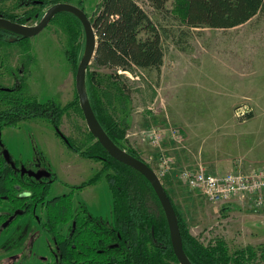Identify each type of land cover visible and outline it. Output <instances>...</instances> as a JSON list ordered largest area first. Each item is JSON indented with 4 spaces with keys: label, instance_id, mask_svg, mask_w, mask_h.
<instances>
[{
    "label": "rangeland",
    "instance_id": "374dc122",
    "mask_svg": "<svg viewBox=\"0 0 264 264\" xmlns=\"http://www.w3.org/2000/svg\"><path fill=\"white\" fill-rule=\"evenodd\" d=\"M99 1L84 0L88 17L93 16ZM136 1L161 35L164 58L159 69L136 68L133 73L120 74L117 87L121 90L123 85L124 93L114 99L110 112L127 125L126 139L121 143L135 149L156 170L192 235L204 244L220 238L229 253L251 245L257 252L252 264H264V208L253 209L234 200L212 203L179 178L181 170L199 164L216 174L238 169L241 161L242 171L251 170L248 164L255 162V167L264 168V10L229 29L187 28L168 14L154 12L145 0ZM167 5L170 7L171 1ZM25 9L15 0H0V10L5 13L19 14ZM29 46L28 52L24 42L12 44L8 53L3 51L0 84L12 86L25 57L32 95L40 101L53 99L61 106L73 100L76 69L66 53L71 47L64 26L50 21L29 38ZM89 66L100 74L103 86L110 85L112 70L94 65L93 60ZM154 126H175L182 137L176 141L168 136L158 146H150L142 131ZM60 128L81 148L91 141L85 119L72 108L63 114ZM53 130L44 118L2 130V140L14 158L23 162L33 158L36 144L50 161L60 181L52 184L49 196L87 180L101 165L68 149ZM160 155L171 161L170 172L163 176L159 174ZM106 189L104 182H98L83 188L80 196L93 215L112 219ZM79 199L73 192L74 206ZM36 213L43 218L39 209ZM65 230L66 225L61 226L60 231ZM55 255L53 240L29 214H22L0 232V264H34L45 258L54 260Z\"/></svg>",
    "mask_w": 264,
    "mask_h": 264
},
{
    "label": "trees",
    "instance_id": "16d2710c",
    "mask_svg": "<svg viewBox=\"0 0 264 264\" xmlns=\"http://www.w3.org/2000/svg\"><path fill=\"white\" fill-rule=\"evenodd\" d=\"M145 1L154 12L168 14L187 28L229 29L248 22L264 10V0ZM169 1L170 7L167 5ZM15 2L17 6L28 9L18 15H8L0 10L4 14L0 15L20 23H26L28 19H34L37 23L50 6L59 2L73 3L84 10V0ZM89 19L97 36L93 63L113 71L108 78L110 85L103 86L99 80L100 74L90 70V66L87 67L85 83L91 108L114 143L143 160L135 149L121 143V140L126 139L127 125L124 120L115 119L110 108L114 99H119V95L122 98L124 93L123 85L121 90L117 87L121 73H133L136 68L159 69L164 57L161 35L148 13L136 0H100ZM50 21L60 22L67 31L71 50L66 53L76 69L84 47L80 21L67 11L56 13ZM12 35L18 37L19 43H25L24 51L28 52V37L15 35L0 27V58L4 56L5 46L13 42ZM26 59L28 58H23L22 71H19L12 86L0 84V204L7 200L14 209H24L27 207L23 201L31 199L32 205L27 211L33 217L34 207L42 209L44 219L40 223L55 244L57 258L34 264H179L172 250L163 209L151 184L141 173L109 155L89 131L87 135L91 141L84 149L76 146L68 136L64 137L59 130L63 112L72 108L83 117L77 93L64 106L53 99L40 101L29 91ZM249 115L251 114L247 116ZM34 117L47 120L54 127L55 135L67 140L68 148L79 152L83 157L100 161L102 166L84 183L79 186L65 184L68 191L49 198L48 183L43 187L41 183L22 175L21 170H12L2 154L5 147L1 137L2 130ZM52 180H58L55 173ZM99 181H104L111 200L112 221L109 223L89 213L85 204H79L76 209L73 203V192L85 184ZM165 191L178 218L182 247L192 264L253 263L257 252L251 245L229 253L226 243L220 238L204 244L192 235L185 219L166 189ZM25 192L29 194L27 198L22 196ZM19 217L21 216L17 218ZM63 225H66L65 232L60 231ZM261 255L264 257V248L261 249Z\"/></svg>",
    "mask_w": 264,
    "mask_h": 264
},
{
    "label": "water",
    "instance_id": "95a60500",
    "mask_svg": "<svg viewBox=\"0 0 264 264\" xmlns=\"http://www.w3.org/2000/svg\"><path fill=\"white\" fill-rule=\"evenodd\" d=\"M60 11H67L75 15L80 21L83 28L84 47L81 58L77 64L75 71V89L77 93L79 107L82 111L88 131L98 140V142L109 153V155H111L117 161L132 167L148 180L163 209L167 221L172 250L178 260V263L192 264L182 247V238L180 234L178 218L175 213L172 202L170 201L160 178L145 161L132 156L125 149L119 147L114 143V141L102 128L101 124L97 120L91 108L86 93L85 80L87 67L94 59V55L96 52L97 36L92 26V23L85 11L72 3L59 2L50 6L44 12L40 20L33 25L21 24L0 16V27L8 29L23 37H32L39 33L49 23L51 18ZM64 140L67 142L66 139ZM2 153L5 159H9L10 155L7 149H3ZM30 174H33L36 177H40L42 175L49 176V174H46L44 171H38L36 173L31 172ZM22 212V210H16L15 213L2 224V226L4 227L9 224L13 216H16L17 214H22Z\"/></svg>",
    "mask_w": 264,
    "mask_h": 264
},
{
    "label": "built area",
    "instance_id": "2783aa9c",
    "mask_svg": "<svg viewBox=\"0 0 264 264\" xmlns=\"http://www.w3.org/2000/svg\"><path fill=\"white\" fill-rule=\"evenodd\" d=\"M142 135L150 146H158L168 136L176 141L182 137L179 129L175 126L167 129H161L158 126L149 127L142 131ZM158 161L160 176L167 175L171 170L170 157L160 155ZM179 178L184 185L197 190L212 203L234 200L241 204H247L253 209L264 208V168H256L251 171H242L238 168L216 174L207 172L199 164L197 167L181 170Z\"/></svg>",
    "mask_w": 264,
    "mask_h": 264
},
{
    "label": "flooded vegetation",
    "instance_id": "af4514ba",
    "mask_svg": "<svg viewBox=\"0 0 264 264\" xmlns=\"http://www.w3.org/2000/svg\"><path fill=\"white\" fill-rule=\"evenodd\" d=\"M73 4V3H72ZM16 5H17V3H16ZM75 5V4H74ZM28 8H26L25 9V11L27 10ZM0 13H2V12H0ZM3 14V13H2ZM8 15L10 14V13H7ZM20 14V13H19ZM4 15V14H3ZM16 15H18V13H16ZM0 16H2V15H0ZM2 17H4V18H6L5 16H2ZM53 18V17H52ZM51 18V19H52ZM8 19V18H7ZM11 20V19H10ZM30 19H28V21H29ZM12 21H14V20H12ZM27 21V22H28ZM16 22H18V21H16ZM21 23V24H27V25H30V24H28V23ZM50 22V21H49ZM18 23H20V22H18ZM14 33V32H13ZM38 34V33H37ZM15 35H16V33H15ZM18 35V34H17ZM12 39H14L13 40V42H11L10 44H8V45H6L5 46V48H4V50H6V52L8 53V51H7V49L12 45V44H17V43H19V40H18V37L17 36H14V35H12ZM33 37V36H32ZM30 37H28V38H26V39H29ZM25 58V57H24ZM0 62H1V58H0ZM15 80H17V79H15ZM82 112V111H81ZM65 112H63V114H64ZM78 113V112H77ZM63 114L61 115V117H60V124H59V130L62 132V130H61V128H60V125H61V121H62V116H63ZM83 115V114H82ZM34 118H39V117H34ZM84 118V117H83ZM30 119H33V118H30ZM29 120V119H28ZM22 122V121H21ZM48 122V121H47ZM49 123V122H48ZM50 124V123H49ZM51 125V124H50ZM52 127V126H51ZM53 129H54V127H52ZM54 132L53 133H55V129L53 130ZM63 133V132H62ZM64 134V133H63ZM1 137H2V135H1ZM64 137H67L65 134H64ZM60 138V137H59ZM64 143H65V145H68L67 144V142L66 141H64V139L63 138H60ZM3 144H4V149H7V147H6V145H5V143L3 142ZM76 145V144H75ZM76 146H78V145H76ZM80 147V146H79ZM36 148H37V150H36ZM68 148V147H67ZM3 149V148H2ZM68 149H70V148H68ZM82 149H84V148H82ZM8 150V149H7ZM33 150H34V153H33V158H28V159H26V161L25 162H23L22 161V158H20V159H17V158H14L13 157V155L10 153V151L8 150V152H9V155H10V157H9V159H5L6 161H8L9 162V166L12 168V170H21V172H22V175H24V176H27L29 179H32V180H35V181H37V183H41L42 184V186L43 187H45L46 186V183H48L47 185H48V189L50 188V190H51V186H52V184L54 183V182H56V181H60L59 179L58 180H52V177H53V173H55L56 174V172L54 171V168H53V166L51 165V163H50V161L44 156V154L42 153V151L37 147V145L36 144H33ZM71 150V149H70ZM71 151H73V150H71ZM73 152H75V153H77L80 157H82V158H85V159H90V158H86V157H83V156H81L80 154H79V152H76V151H73ZM3 154V153H2ZM5 158V157H4ZM90 160H93V159H90ZM95 161V160H94ZM49 162V163H48ZM96 162H99L101 165H100V167L102 166V163L100 162V161H96ZM6 164H7V162H6ZM31 165V166H30ZM51 166V167H50ZM48 167V168H47ZM38 171H44L46 174H49V176H46V175H42V176H40V177H36L35 175H33V174H30L31 172L32 173H36V172H38ZM97 171V170H96ZM95 171V172H96ZM95 172H94V174H95ZM93 174V175H94ZM92 175V176H93ZM56 176H57V174H56ZM91 176V177H92ZM58 177V176H57ZM90 177V178H91ZM89 179V178H88ZM87 179V180H88ZM87 180H85V181H87ZM85 181H82V182H80L78 185H70V186H79L80 184H82V183H84ZM99 182H104V181H99ZM98 183V182H97ZM63 185H65L64 183H62ZM96 184V183H95ZM89 185H94V184H85L84 186H82L81 188H78V190L76 191V193H77V195H79V197H80V199H79V202H78V205L79 204H85L86 205V207L88 208V210H89V213H91L92 215H93V213L91 212V210H90V208H89V204L86 202V200H84V199H82L81 198V196H80V192L82 191V189L83 188H85L86 186H89ZM50 190H49V193H50ZM68 191V190H67ZM106 191H107V193H108V190L106 189ZM62 193H64V191L62 190L59 194H62ZM59 194H56V195H59ZM56 195H53V196H56ZM108 195H109V193H108ZM22 196H24V197H28L29 196V194H27L26 192L25 193H22ZM53 196H49V194H48V197L50 198V197H53ZM109 199H110V196H109ZM30 200V201H29ZM25 199L24 201H23V204L27 207V208H24V209H22V208H13L11 205H9L7 202V200H4L3 202V204H0V232L1 231H3V230H7L8 228H10L11 226H12V224H14L19 218H17L19 215L21 216L22 214L23 215H25V214H29V215H31L32 216V213L30 212V211H27V209L29 210L30 209V207H31V205H32V202H31V199ZM4 204H7V206H5V210L4 211H2L1 210V208L2 207H4ZM78 205L76 206V209L77 208H79L78 207ZM34 206H36V205H34ZM37 209H39L40 211H41V213L43 214V211H42V209L40 208V207H34V211H33V214H34V218H36V219H38V221H39V223L41 222V220H43L44 219V215H43V218H41V217H39L38 215H37V213H36V210ZM110 209H111V200H110ZM16 210H22L23 212H22V214H17L16 216H13L12 217V219L10 220V222H9V224H7L6 226H2V224L7 220V219H9V217L10 216H12L14 213H15V211ZM95 216V215H94ZM33 217V216H32ZM102 218V217H101ZM103 219V218H102ZM106 220V222L107 223H109V222H111L112 221V219H105ZM40 226H41V223H40ZM55 257L57 258V251H56V255H55ZM54 257V258H55ZM55 258V259H56ZM46 259V258H45ZM42 259V260H39V261H52V260H50V259ZM54 259V260H55ZM38 262V261H37ZM12 264H18V263H16V262H13Z\"/></svg>",
    "mask_w": 264,
    "mask_h": 264
},
{
    "label": "crops",
    "instance_id": "0c3cea01",
    "mask_svg": "<svg viewBox=\"0 0 264 264\" xmlns=\"http://www.w3.org/2000/svg\"><path fill=\"white\" fill-rule=\"evenodd\" d=\"M163 58H164V57H163ZM162 63H163V62H162ZM256 163H257V162H255V163L252 164V165H251L250 163L248 164V166L251 168V170H253L254 168H257V167L259 166V165H258L257 167H255V166H256V165H255ZM263 165H264V164H263ZM260 167H262V166H260ZM238 168H239V169L244 168V163H243L242 161H241L240 164L238 165ZM251 170H249V171H251ZM168 193H169V192H168Z\"/></svg>",
    "mask_w": 264,
    "mask_h": 264
}]
</instances>
